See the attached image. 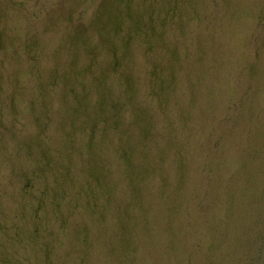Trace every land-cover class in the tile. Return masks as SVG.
<instances>
[{"label": "rangeland", "instance_id": "374dc122", "mask_svg": "<svg viewBox=\"0 0 264 264\" xmlns=\"http://www.w3.org/2000/svg\"><path fill=\"white\" fill-rule=\"evenodd\" d=\"M0 264H264V0H0Z\"/></svg>", "mask_w": 264, "mask_h": 264}]
</instances>
